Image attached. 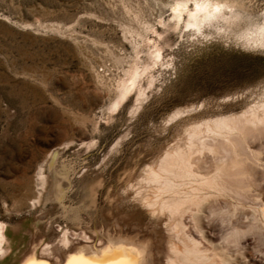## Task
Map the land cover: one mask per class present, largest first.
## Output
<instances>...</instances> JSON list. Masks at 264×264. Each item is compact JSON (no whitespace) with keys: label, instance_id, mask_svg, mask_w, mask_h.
<instances>
[{"label":"rangeland","instance_id":"obj_1","mask_svg":"<svg viewBox=\"0 0 264 264\" xmlns=\"http://www.w3.org/2000/svg\"><path fill=\"white\" fill-rule=\"evenodd\" d=\"M174 1L0 0V264L109 260L126 239L129 264H165V221L130 183L197 120L264 97V45L238 37L263 23L264 0H229L236 20L198 35L167 26Z\"/></svg>","mask_w":264,"mask_h":264},{"label":"bare ground","instance_id":"obj_2","mask_svg":"<svg viewBox=\"0 0 264 264\" xmlns=\"http://www.w3.org/2000/svg\"><path fill=\"white\" fill-rule=\"evenodd\" d=\"M170 9L172 24L167 23L168 27L177 29L184 25L197 35L204 33L206 27L219 20L230 23L238 17L236 6L229 0H175ZM258 24L240 31L239 40L263 46L264 21ZM131 74L134 76L135 72ZM130 87L128 85L122 92L119 91L121 93L118 98L121 101L126 92L130 93L127 91ZM140 88L139 92L142 90ZM146 95L145 92L144 96ZM173 114H180V110ZM194 124L185 128V134L179 140L176 138V143L172 142L173 146L168 148L166 145L167 150L161 152L147 167L143 166L144 170L139 177L137 175L138 178H134L136 181L129 185L136 203L145 208L151 216L163 217L165 221L164 226L168 234L165 264H264V97L239 113L219 115L201 124ZM36 174L39 188L42 190L48 179L41 171ZM34 198L39 202L42 199L41 191H38ZM245 209L250 210L249 218L241 213ZM246 212L245 210L243 213ZM67 234L63 229L60 237L63 245L68 243ZM85 234L83 237L88 238ZM5 242L4 225L0 223L1 255L6 251ZM129 243L126 239L120 246L117 245L114 251L111 250L113 254L109 260L98 258L87 261L90 264H129L131 256L136 254L131 250ZM49 245L51 247V244ZM43 252L49 254V248L45 246Z\"/></svg>","mask_w":264,"mask_h":264},{"label":"snow or ice","instance_id":"obj_3","mask_svg":"<svg viewBox=\"0 0 264 264\" xmlns=\"http://www.w3.org/2000/svg\"><path fill=\"white\" fill-rule=\"evenodd\" d=\"M74 260H78L79 264H90L89 261L83 259L82 257H73Z\"/></svg>","mask_w":264,"mask_h":264}]
</instances>
